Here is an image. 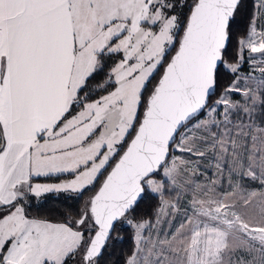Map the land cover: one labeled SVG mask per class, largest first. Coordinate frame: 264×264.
<instances>
[{
    "label": "snow or ice",
    "instance_id": "obj_1",
    "mask_svg": "<svg viewBox=\"0 0 264 264\" xmlns=\"http://www.w3.org/2000/svg\"><path fill=\"white\" fill-rule=\"evenodd\" d=\"M245 7L0 0V264H98L121 221L135 230L126 264H264V0L227 56ZM60 174L73 178L34 183ZM97 181L78 220L27 210ZM147 192L155 223L128 219Z\"/></svg>",
    "mask_w": 264,
    "mask_h": 264
},
{
    "label": "trees",
    "instance_id": "obj_2",
    "mask_svg": "<svg viewBox=\"0 0 264 264\" xmlns=\"http://www.w3.org/2000/svg\"><path fill=\"white\" fill-rule=\"evenodd\" d=\"M246 5L242 8L237 17V23L233 27V40L228 49L227 56L229 58L234 54L236 40L247 32V27L253 15L254 0H244ZM115 59V58H114ZM108 69L98 73L93 79L88 82V91L92 98H97L101 93L97 92L96 86L103 82ZM159 77L157 76V79ZM231 79L226 73L220 76V84L224 86ZM155 83V81H153ZM215 99V97H213ZM103 177L100 178L102 181ZM100 181H97L94 186H89L83 193H46L40 198L31 197L27 210L32 217L46 219L52 222H66L69 219L77 220L80 218V212L87 201L97 190ZM246 187H254L256 182L247 181ZM161 198L157 195L147 192L139 199L134 209L128 214V219L133 221H149L155 217V213L160 206ZM134 228L126 221L117 223L116 230L112 234L113 238L109 240L106 249L98 259V264H126L127 257L132 253L134 243ZM119 236L121 239L117 240Z\"/></svg>",
    "mask_w": 264,
    "mask_h": 264
},
{
    "label": "rangeland",
    "instance_id": "obj_3",
    "mask_svg": "<svg viewBox=\"0 0 264 264\" xmlns=\"http://www.w3.org/2000/svg\"><path fill=\"white\" fill-rule=\"evenodd\" d=\"M243 72L245 73H248L250 71L249 69V66L248 64H245L243 66V69H242ZM254 76H256L257 78H259L260 76V73L258 71L254 72L253 73ZM177 155H179V153H177ZM216 170L214 168H209L208 169V176L211 177L213 175V173L215 172ZM73 177L70 175V174H60V175H52V176H48V177H38L34 180V183H41V184H57V183H61V182H65V181H69L71 180ZM247 181H251L253 182L252 180H245L244 183L246 184ZM256 182V185L254 187H250L247 186V190L248 191H253V190H256V191H259L261 190V184L260 182L257 180L255 181ZM223 187L227 188V184L225 183L223 185ZM56 193H69V194H78L76 192H72V191H61V192H56ZM46 194V193H45ZM44 194H42L40 197H42ZM175 193H171V194H168L166 193L163 197V199H166V200H170L174 197ZM40 197H36V198H40ZM152 221L153 223H155V217L150 220ZM145 232H153L154 233V230L153 229H146ZM71 264V262H70Z\"/></svg>",
    "mask_w": 264,
    "mask_h": 264
},
{
    "label": "water",
    "instance_id": "obj_4",
    "mask_svg": "<svg viewBox=\"0 0 264 264\" xmlns=\"http://www.w3.org/2000/svg\"><path fill=\"white\" fill-rule=\"evenodd\" d=\"M99 186H100V185H99ZM99 186H98V188H99ZM98 188H97V190H98ZM97 190H96V191H97ZM96 191H95V192H96ZM94 194H95V193H94ZM94 194H93V195H94ZM93 195H92V196H93ZM77 220H78V219H77Z\"/></svg>",
    "mask_w": 264,
    "mask_h": 264
}]
</instances>
